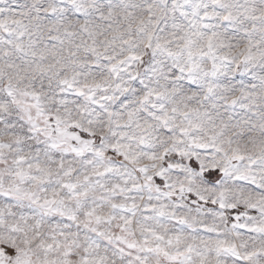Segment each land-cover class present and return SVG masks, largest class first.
I'll list each match as a JSON object with an SVG mask.
<instances>
[{
	"label": "snow or ice",
	"instance_id": "6c2138e0",
	"mask_svg": "<svg viewBox=\"0 0 264 264\" xmlns=\"http://www.w3.org/2000/svg\"><path fill=\"white\" fill-rule=\"evenodd\" d=\"M0 264H264V0H0Z\"/></svg>",
	"mask_w": 264,
	"mask_h": 264
}]
</instances>
